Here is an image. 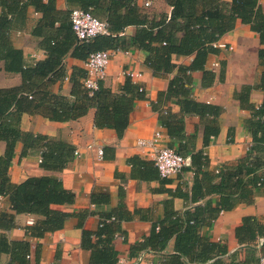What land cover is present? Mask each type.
Listing matches in <instances>:
<instances>
[{"label": "trees", "instance_id": "trees-1", "mask_svg": "<svg viewBox=\"0 0 264 264\" xmlns=\"http://www.w3.org/2000/svg\"><path fill=\"white\" fill-rule=\"evenodd\" d=\"M165 1L170 7L169 13L153 10L144 4L139 6L137 0H66L68 4L78 6V9L90 11L97 18L99 15L104 16V19H99L108 23V34L88 41H78L70 22V13L75 8L58 11L55 0H1L0 61L3 62L5 72L21 75L22 84L0 89V140L5 142L6 147L0 157V195L6 197L10 205L8 212H0V231L13 228L14 215L20 213L38 216L33 225L26 227L27 232L37 238L62 229L69 218H76L77 226L81 229V246L90 252L89 264H118L115 235L122 233L121 222L132 218L122 203V190L119 189V204L109 213L101 215L96 229L92 231L84 227V221L92 214L90 210L68 211L65 208L75 202V193L65 189L61 179L55 176H32L15 184L10 182L8 176L17 141L23 144V155L28 150H38L40 165L46 170L61 171L74 157L75 148L65 141L22 132L19 121L23 112L60 122L82 117L90 108H94V126L98 129H111L119 139L128 126L135 102L145 98L143 88L133 83L128 76L117 91L99 81L97 89L90 92L82 86L85 67L78 66L73 67L69 78L70 98L53 92L52 87L65 77L64 58L67 54L86 62L92 53L98 51L134 49L147 53L145 65L155 77H165L171 69L176 68L177 72L169 79L166 92H159L157 102L152 103V106L158 110L160 123L167 135L180 142L179 148L169 145L184 157H188V152L183 150L184 143L192 138L184 135L185 116H196L201 121L212 116L205 123V142L219 130L218 107L198 102L191 97L193 74L202 73V86L213 83L214 73L206 67L207 62L218 53L215 46L217 41L235 27L237 20L256 33L261 45L257 51L258 65L262 68L255 84L242 86L237 99L241 105L248 107V94L252 88L264 92V10L259 0ZM30 5L41 13L32 35L41 38L40 45L45 51V58L33 64L25 62L22 49L13 45L10 38L11 29L22 21L17 14L23 13ZM129 26L135 28L134 34L129 40H121L119 35ZM179 57H188L190 60L188 63L177 64L175 59ZM166 94L176 98L180 108L178 114L159 109L158 105L164 102ZM249 108L252 114L248 120V129L253 144L235 170L221 174V191L235 187L242 195L245 193L247 201H250L251 196L250 190L245 191L249 180L251 187H264V173L257 172L264 165V160L255 152L264 150V97L259 108L253 109L251 105ZM189 156L193 172L197 174L207 159L202 152L191 153ZM132 166L144 168L145 171L141 173H146L144 177H159L152 161L136 159ZM206 178L205 174L203 178H195L193 189L201 190ZM244 178H249L247 183ZM176 192L177 189L173 194ZM225 194L208 213L201 212L200 207H195L193 213L168 210L163 219L152 225L147 236L129 245L130 253L134 256L145 250L161 251L168 240L176 236V255L167 258L165 264H185L181 257H185L190 264H204L210 260L211 264H258L259 257L254 255L247 256L244 261L231 259L223 263L218 257L227 253L226 246L202 237L199 233V228L211 222L221 210L232 207L227 202L233 193ZM201 196H195V200ZM89 200L94 205H107L110 203V193L106 188H97L90 194ZM263 233L264 224L250 216L244 217L242 224L235 230L239 244L248 246ZM29 250V241H10L0 234V254L9 255V264H29Z\"/></svg>", "mask_w": 264, "mask_h": 264}, {"label": "crops", "instance_id": "crops-1", "mask_svg": "<svg viewBox=\"0 0 264 264\" xmlns=\"http://www.w3.org/2000/svg\"><path fill=\"white\" fill-rule=\"evenodd\" d=\"M46 2V0H43ZM149 2L148 8L159 12L169 13L170 7L165 0H137L142 6ZM264 10V0H259ZM55 8L58 11H66L78 8L66 0H55ZM2 6L0 0V16ZM22 21L15 24L10 31V38L16 47L22 49L25 62L33 64L45 58L41 38L32 35L33 28L41 18L33 6H27L23 13L17 14ZM104 16H98V18ZM134 27H126L119 35L121 40H129L134 34ZM218 53L207 62V68L211 70L210 63L218 62V67L212 70L213 83L209 86L201 85V72L193 74L191 97L203 103L218 107L217 134L210 135L205 142L204 129L206 121L196 116H185L184 135L192 137L184 143V151L188 152V165L179 174L167 178L144 177L140 166H132L133 160L150 161L146 149L138 146L137 141L150 139L155 131L163 134L162 142L180 147V142L171 139L160 123L158 110L153 109L152 103L157 102L159 92H166L168 82L177 70L173 68L165 77L153 76L151 70L146 67L147 53L141 50L129 49L128 53L117 51L111 57L107 67L106 76L102 80L104 86L117 91L123 83L127 73L139 74L132 79L133 83L143 88L145 98L135 102L134 109L129 115L128 126L121 138H117L109 128L98 129L94 126V108L74 120L50 121L47 118L23 112L20 116L19 129L22 132L41 134L52 139L65 141L71 144L79 155L61 171H50L41 167L40 152L28 150L22 154L23 144L15 143V150L8 169L9 180L18 184L32 176H55L61 179L65 189L75 193V202L65 208L68 211L87 209L92 212L84 221V227L95 230L99 217L109 213L119 204V189L122 190V203L132 214L130 220L120 224L123 239L115 238L117 258L123 264H165L167 258L176 255V236H172L165 244L163 250L142 251L132 255L129 245H134L147 236L154 223L164 218L168 210L194 212L195 207H200L201 212H210L217 205L225 192L229 195L227 204L232 206L221 210L211 222L199 228L202 237L219 242L226 246L227 253L219 256L223 263L231 259L244 261L249 255L259 257L258 264H264V233L258 236L250 246L239 244L235 230L242 224L244 217H255L260 224H264V187H251L249 178H244L245 191L251 192L250 201H247L245 193H241L235 187L223 188V172H231L236 169L238 163L249 152L252 146V136L248 129V120L253 109L261 106L264 92L252 88L248 94V104L241 105L237 94L242 86L255 84L258 73L262 68L258 65L257 51L260 42L255 32L248 25L237 20L235 27L224 34L215 44ZM190 58L179 57L175 63H188ZM85 62L75 59L67 54L64 58L65 77L58 81L52 91L70 98L71 83L69 78L75 66L85 67ZM22 84L19 73L4 71L3 62L0 61V89L18 87ZM171 114H178L180 108L176 98L166 94L164 102L158 105ZM94 143L102 147L105 158L99 159L94 149L87 146ZM5 142L0 140V157L5 152ZM202 152L207 162L202 170L195 174L191 166L190 154ZM257 156L264 160V150L255 151ZM264 173V165L257 170ZM201 190L193 189L195 178H203ZM149 175V174H148ZM151 176V175H149ZM106 188L110 193V203L107 205H94L89 197L93 190ZM177 189V192H173ZM223 192V193H220ZM202 196L195 200V196ZM195 202H192L194 201ZM10 210L9 201L0 195V212ZM211 216V215H208ZM214 216V214H212ZM38 216L20 213L14 215L15 226L7 231H0L10 241L27 240L30 242L28 256L29 264H89L90 252L81 246V229L77 226L76 218H69L65 226L53 232L45 233L42 237L31 236L26 227L33 225ZM37 258V263H36ZM185 264H190L185 257H181ZM212 260L204 264H211ZM0 264H9V255L0 254Z\"/></svg>", "mask_w": 264, "mask_h": 264}, {"label": "built area", "instance_id": "built-area-1", "mask_svg": "<svg viewBox=\"0 0 264 264\" xmlns=\"http://www.w3.org/2000/svg\"><path fill=\"white\" fill-rule=\"evenodd\" d=\"M144 6H148L149 2H144ZM71 28L78 41H88L96 36L108 34V23L106 20L95 17L90 11L75 8L70 13ZM117 49L102 50L92 53L86 60V74L82 80L83 88L92 92L97 89L98 82L102 81L106 76V67ZM128 53L129 51H124ZM217 61L210 63L211 70L218 67ZM139 74L127 73L126 76L134 79ZM163 134L155 131L150 139H141L137 141L138 146L146 149L147 157L153 162L158 174L162 178H167L179 174L187 165L188 157L179 154L175 148L169 144L162 142ZM87 148L94 149L99 159L103 158V149L90 143ZM78 150L74 151V156H78ZM123 239L122 235H115V238ZM118 264H123L118 260Z\"/></svg>", "mask_w": 264, "mask_h": 264}, {"label": "rangeland", "instance_id": "rangeland-1", "mask_svg": "<svg viewBox=\"0 0 264 264\" xmlns=\"http://www.w3.org/2000/svg\"><path fill=\"white\" fill-rule=\"evenodd\" d=\"M148 7V6H147Z\"/></svg>", "mask_w": 264, "mask_h": 264}]
</instances>
